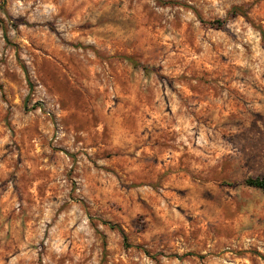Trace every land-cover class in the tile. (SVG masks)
I'll use <instances>...</instances> for the list:
<instances>
[{
  "label": "rangeland",
  "instance_id": "obj_1",
  "mask_svg": "<svg viewBox=\"0 0 264 264\" xmlns=\"http://www.w3.org/2000/svg\"><path fill=\"white\" fill-rule=\"evenodd\" d=\"M263 175L264 0H0V264H264Z\"/></svg>",
  "mask_w": 264,
  "mask_h": 264
},
{
  "label": "trees",
  "instance_id": "obj_2",
  "mask_svg": "<svg viewBox=\"0 0 264 264\" xmlns=\"http://www.w3.org/2000/svg\"><path fill=\"white\" fill-rule=\"evenodd\" d=\"M167 4H174L172 2L170 3H167ZM233 14L234 15H241V16H245L242 12V9L241 8H235L233 9ZM210 25H214V24H218V25H221L222 22L221 21H216V22H211L209 23ZM261 34L263 35V32L261 31ZM244 184L249 186V187H253V188H256V189H259L261 191H264V175L263 176H260V177H256V178H248L244 181ZM112 228H115L114 226H112Z\"/></svg>",
  "mask_w": 264,
  "mask_h": 264
}]
</instances>
